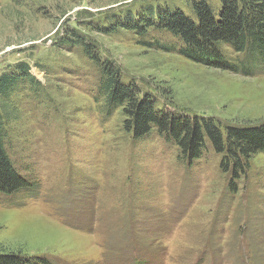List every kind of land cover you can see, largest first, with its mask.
<instances>
[{"label": "rangeland", "instance_id": "1", "mask_svg": "<svg viewBox=\"0 0 264 264\" xmlns=\"http://www.w3.org/2000/svg\"><path fill=\"white\" fill-rule=\"evenodd\" d=\"M198 1L0 0V75L26 62L34 76L11 98L10 156L29 187L0 193V253L46 264H264V153L250 158L232 194L210 146L185 162L155 131L133 139L74 39L86 36L157 109L263 123L256 54L249 74L209 67L179 54L166 33L150 32L144 45L119 26L166 7L193 19ZM204 1L219 12L220 0Z\"/></svg>", "mask_w": 264, "mask_h": 264}, {"label": "trees", "instance_id": "2", "mask_svg": "<svg viewBox=\"0 0 264 264\" xmlns=\"http://www.w3.org/2000/svg\"><path fill=\"white\" fill-rule=\"evenodd\" d=\"M220 4L221 8L215 14L204 0L194 2L193 19L178 8L166 7L156 12L151 9L136 16H123L119 26L135 33L144 45H151L144 41L150 37V32L166 33L178 40V53L194 62L249 74L252 72L249 53L264 61V0H220ZM116 24L115 27L120 28ZM112 25L104 24L99 29L104 33L111 32ZM74 39L83 53L97 65L99 91L106 102L112 108H121L124 131L131 133L133 139H142L153 131L157 132L177 146L185 162L198 158L210 146L221 155V169L232 177L230 192L234 194L237 191L236 180L245 173L250 158L264 153V122L223 125L212 117L157 109L151 94L141 93L134 83L122 82L120 69L108 58H101L94 43L86 36L76 34ZM153 44L158 47L156 42ZM239 55L243 56L242 60ZM33 80L30 65L26 62H19L14 71L0 75V193L14 194L29 187L28 181L14 168L8 132L16 113L11 99L17 92L15 89ZM0 264L46 262L10 252L0 253Z\"/></svg>", "mask_w": 264, "mask_h": 264}]
</instances>
